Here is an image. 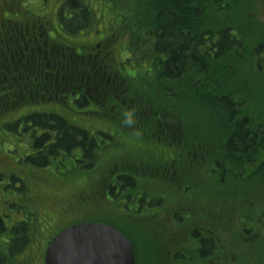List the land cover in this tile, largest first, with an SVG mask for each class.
<instances>
[{"label": "trees", "instance_id": "1", "mask_svg": "<svg viewBox=\"0 0 264 264\" xmlns=\"http://www.w3.org/2000/svg\"><path fill=\"white\" fill-rule=\"evenodd\" d=\"M128 1L7 0L6 4L5 0H0V70L7 66L8 70L13 71L12 60L18 67L15 82L4 81L3 76H0V116L13 113L21 107L41 106L47 103L50 96H55L36 77L41 70H45L42 67L45 61L44 41L39 37L41 31L35 29L36 35L32 33L30 22L40 21L52 30L50 36L53 38L48 40L47 57L57 63L59 54H63L60 51L64 44L60 42L61 37L67 36L73 42L74 37L80 36L81 32L88 37L95 32L91 29V22L94 17H98L97 13L120 10ZM143 1V10L133 12V16L127 20L126 34L117 25L114 28L103 26L102 30V33L109 30L116 40H124L131 60L145 73H140V77L137 75L129 82L127 99L131 106L128 112L133 113L134 124L125 125L124 115L106 123L110 130L115 127L116 132H120L123 147L126 141L130 147L121 148L119 156L106 153L102 147L96 146L95 139L88 132L63 122L53 113H33L21 119L24 133L29 129L26 143L32 153L26 158L31 165L44 168L51 163L55 170L59 167L69 168L60 175L58 172L36 175L28 170H19L20 174L32 178V185L33 181L45 180L41 184L43 192L36 193L35 198L30 197L28 204L34 211H28L32 214L30 217L44 224L47 218H39L41 211H37L41 207V210L50 212L52 217L79 215L78 219L85 218L91 215V208L99 203L104 211L102 216L106 217V209L110 207L105 204L109 202L115 212L114 218H109L114 221L111 225L128 238L135 253L130 233L151 248L150 264H175L164 245L159 247V240H167L170 245L174 238L169 237L168 232L163 233L162 229H154L152 223L149 225L150 222L145 227L139 207L144 205L148 211L149 206L142 203L147 200L158 201L160 198L154 197L153 193L157 190L163 195L166 192V197L173 199V192L161 189L163 185L157 181L161 174H156V164L163 165V162L159 164L158 161L163 160L164 155L158 142L167 146L165 151L168 157L173 140L167 136L170 133L169 124L177 122L182 124L184 137L181 144L186 150L181 155V161L193 173L190 193L198 187L196 176L198 180L201 178L200 185L207 188V184H204L206 173L198 170V166H203L208 159L215 157L216 168L221 175H224V168L229 163L237 166V173L231 175L237 179V186L227 185L222 191L220 202L210 196L206 199L215 207L220 206L224 213H229L235 209L228 204L233 192L237 191V200L234 199L237 201V238L242 242L247 241L250 235L249 240L257 236L263 241L261 251L264 253V102L258 97L253 98L249 90L250 81H241L244 74L251 79L253 75L264 72V23L256 18L260 8L258 0L240 1L244 5H241L238 13L235 8H217L212 0H152L148 6V0ZM108 15L105 14V17ZM115 17L118 19L117 15ZM228 25L232 29L225 28ZM214 33L220 37V44L216 46L215 56H212V49L206 48L204 37H213ZM29 38L33 53L25 49ZM40 44L42 51L38 53L35 47ZM52 46L53 54L50 52ZM75 46L77 44L74 42L70 47ZM238 48H242L240 53ZM244 51L248 52L250 60L240 62L239 57ZM22 58L30 60L32 67ZM7 72L4 75L9 80ZM232 84H237V88ZM61 89L57 100L66 103L70 109L67 99L73 90L64 85ZM208 111L212 116L206 123L201 117H205ZM236 120L237 127L234 124ZM0 123H3L1 128L8 127L13 133L19 131L18 123L11 126L5 125L4 121ZM135 131H140L141 135L136 137L133 134ZM105 133L110 136L111 131ZM161 133L164 136L159 139ZM207 135H214L215 138L207 139ZM142 145L147 146L143 151ZM208 151L209 156L206 155ZM66 162L68 164L64 166ZM117 179L123 186L120 190L115 187ZM137 195L141 196L139 207L131 202V205L123 204L122 208L112 200L121 201L127 197L131 201V196ZM105 197L110 201L106 203ZM248 200L256 203L250 202L249 207ZM131 207H135L134 211H127L131 217L122 214L126 213L124 209ZM120 215L121 219L115 218ZM248 220L256 228L248 226ZM125 226L130 232L123 230ZM35 231L37 228L30 224L29 218L6 228L1 217L0 236L3 240L0 243V264H28L29 260L17 257L29 240L31 243ZM177 238L184 239L185 233ZM205 252L202 249L200 257ZM200 257L198 263L203 264ZM137 259L136 253L135 264H138ZM258 259L264 264V256ZM241 263H244L243 257L237 261V264ZM245 264L250 263L245 260ZM253 264L259 263L254 260Z\"/></svg>", "mask_w": 264, "mask_h": 264}, {"label": "flooded vegetation", "instance_id": "2", "mask_svg": "<svg viewBox=\"0 0 264 264\" xmlns=\"http://www.w3.org/2000/svg\"><path fill=\"white\" fill-rule=\"evenodd\" d=\"M212 2L217 8H235L237 10V0H212ZM4 3L7 4V0H5ZM258 4L262 14H259V12L256 18L264 23V6L260 0H258ZM29 26L34 35H36L35 29L41 31L39 37L41 41H44L43 51L45 61L42 67L45 70H41L36 77H39L42 82H44V86H48L51 93L55 95L53 98L51 96L48 98L46 101L47 104L59 107L58 113L50 108L47 111L41 112V114L53 113L59 116L63 122L71 124L81 131L88 132L90 137L94 139L97 136L100 137V139H106L108 135L105 132L110 131L106 123L130 111L131 103L127 99L130 91L129 82L132 78H136L137 75L140 77L139 70H130L128 66L129 63L127 62L130 56L128 58L127 55L129 51L125 46V49H122L123 41L115 40V35L108 32L109 30L102 33L103 27L96 30L91 34L92 36L89 35L88 37L86 33L81 32V35L79 34L80 37L86 35V38H81L80 41L77 38L74 39V42L77 44L75 47H70L74 42L67 38V36L64 38L61 37L60 42H64V44L60 47V51L63 54L58 53L60 60L56 63L55 60H49L47 57V49L50 44L48 40L53 38L50 36L52 30H49L45 27V24H41L40 21L30 22ZM225 28L232 29L231 25ZM219 39L220 37H217L215 33L213 37L208 35L204 37V44L206 48L212 49V56H215L217 52L216 46L220 44ZM69 40L72 44L69 43ZM28 42L29 44L26 45L25 49L33 53L34 49L33 44H30V38ZM34 43H36V39ZM1 45L2 40L0 42V48ZM36 46L35 49L40 53L42 51V44ZM117 47L121 51L117 50ZM53 49L52 46L50 49L51 54L54 52ZM239 50H242V48L237 49L240 53ZM125 59L126 64L124 66L122 62ZM22 60L27 61V59L24 58H22ZM31 61H33L32 58ZM12 62L13 71L8 70L7 66H3L4 70H0V76H3L2 78L4 81H16L15 77L17 76L18 67L16 62L13 60ZM19 62L21 63V61ZM27 65L32 67V62H30V60L27 61ZM37 66L40 67V64ZM5 72H7L10 78L9 80L5 77ZM29 73L31 74V72ZM143 73L144 71L141 75ZM231 73H233V71ZM40 79L37 78L39 81ZM62 85L73 90L71 96H69L68 99L66 98L67 100L70 99L71 104L67 105H70V109H73V113H71L69 106H66V103L57 100L59 93L62 91ZM232 85L237 88V84ZM37 107L41 106L37 105ZM65 109L70 110L69 114L71 117H66L63 114L65 113ZM82 109L86 111V115H83L85 117L77 119L75 123H72V121L75 120L73 114H77L76 110ZM83 121H87V123ZM92 121L97 122L93 123ZM234 124L237 127V120ZM181 125V123L177 124V122H171L169 124L170 133L167 136L173 138V140L171 147L169 146L168 157L165 151L167 146L158 142L159 148L164 150V155L163 160L158 161L159 164L163 162V165L160 164L157 166L156 164V167H158V169H156V174H161V176L158 175L157 181H159L160 185H163L162 187L159 185L161 189L173 192V199H159L153 206L155 207L154 210H150L149 207L148 211H146V206L144 205L139 207L140 195L131 196V201L127 200V197H123V199L119 201L120 203L116 204L119 206L126 203L131 205L132 202L139 207L141 211L139 214L144 217L142 221L145 227L148 222H150L149 225L152 223L154 229H162L163 233L168 232L170 235L169 237L174 238L170 245L167 243V240H159V247L162 244L164 245L170 259H173L175 264H199L198 257H200L202 249L207 251V253H204V256L201 255L200 257L203 264H237L235 260L232 263L228 261L229 255L237 251V201H235L237 200V193L233 192L231 202L229 201L230 204H228V206L235 207V209L230 210L229 213H224L220 206L215 207L202 196L203 188L200 185L202 183L200 177L198 180V176H196L198 187L194 188L195 191L193 189L190 193L189 190L193 188L190 187L193 183V181L191 182V180H193V173L190 171L191 169L186 168V163L181 161V155L186 153L185 146L181 144L184 137ZM163 136L164 134L161 133L159 139ZM213 137L214 135L206 136L207 139H213ZM146 147V145H142V151L146 149ZM209 154L208 151L206 155L209 156ZM218 155L219 154H216V156ZM198 167V170H204L206 173V184H216L219 188L220 195H222V191L227 185L229 187L237 186V179L231 177V175L237 173V166H232L229 163L224 168V175H221L218 172V168H216L218 166L216 165L215 157H213L212 160L208 159L207 162L203 163V166ZM148 169L150 170L151 168L149 167ZM0 174L3 175L4 172H0ZM117 176L121 177L120 175ZM44 181V179H39L36 182L33 181L34 187L38 189L39 185L44 184ZM168 182L170 185L167 184ZM115 183L117 184V186H115L116 189L120 190V188L123 187L118 179ZM142 184H144V181H142ZM113 185L115 184L113 183ZM34 194L33 192V195ZM114 199L115 198L112 200L116 202ZM107 204L105 205L108 206ZM97 210L96 207L95 212ZM42 212L45 213L44 211ZM1 217L0 214V219ZM184 233V239L177 238ZM194 239L197 241L198 245L192 248ZM238 258L239 257H237V261ZM233 259H236L235 255Z\"/></svg>", "mask_w": 264, "mask_h": 264}, {"label": "rangeland", "instance_id": "3", "mask_svg": "<svg viewBox=\"0 0 264 264\" xmlns=\"http://www.w3.org/2000/svg\"><path fill=\"white\" fill-rule=\"evenodd\" d=\"M242 3L246 2L247 0H240ZM240 1H237V13L240 11L241 8V3ZM143 0H129L127 5L124 8H120L116 9L115 11L112 10L111 12L108 11H101L100 14L97 15L98 17H94L93 18V22L92 23V27L91 29H93V31L102 28L103 26L105 28H114V25L118 26V27H122L124 34L125 33V28L127 27V25L129 24V22H127V20L133 16V12H137V11H141L143 10ZM152 2V0H148L147 6L150 5ZM48 7V6H47ZM49 11V10H48ZM260 12V9L258 8V13ZM258 13L256 14V16L258 15ZM105 14H109L107 17H105ZM259 14H262V12H260ZM115 15L118 16V19L115 17ZM238 18V15H237ZM100 20V21H98ZM102 22V23H101ZM101 23V24H100ZM101 26V27H100ZM92 36V35H91ZM90 36V37H91ZM89 37V38H90ZM125 40H126V44L127 42V38L126 35L124 36ZM78 39L79 41L81 40V38H86V35L84 36H76L74 37V39ZM116 40V39H115ZM95 41V40H93ZM123 50L125 49L124 45L125 42L123 40ZM128 46V44H127ZM117 50L121 51L120 49ZM122 53V52H121ZM129 58V54L127 55ZM125 57V56H124ZM239 59L241 60L240 62H245V61H249L250 60V56L248 55L247 51H244L242 54V57H239ZM123 65L125 66L126 64V59L122 62ZM129 63V67L130 70L136 71L137 67L134 65L135 63L132 60H128ZM121 65V64H120ZM109 68V67H108ZM140 71V73L143 72V69H137ZM240 77V75H239ZM239 77L236 78V81L239 80ZM242 79V80H241ZM241 81H245L246 83H248L250 81V92L254 95L253 98L257 99L260 98L261 101L264 102V72H259L256 75H253V77L251 79H249L248 75L244 74L243 78H241ZM68 104H71L70 99L67 100ZM27 107V106H26ZM52 108V110L56 111L57 113L59 112V107L58 106H52L50 104L47 103H42L41 107H35V108H30L25 110V107H21L19 108L17 111H14L13 113H10L8 115H4V116H0V121H10L5 123V125H14L15 123H18L19 127L22 125V122H20L19 120L24 118L25 116L27 117L30 114L33 113H41L43 111H47L48 109ZM67 108V107H66ZM70 110L65 109V113H63L66 117H71L69 114ZM77 114H73L74 116V121H72V123L77 120V119H81L84 118L86 115V111L84 109L82 110H76ZM71 113H73V111L71 110ZM205 117H201L202 121L205 120L206 123H208V118L209 116H212L211 113L208 111L207 114H204ZM85 123H87V121H83ZM93 123L97 122V121H92ZM90 123V122H89ZM3 123H0V159L3 160L2 163H0V168L1 169H9L8 166H10L11 168V163L15 162L14 165L16 166L15 168L17 170H28L30 172H32L33 174H40L42 171H47L44 168H39V167H33L31 165V163L29 162V160L27 158H25L27 156V154L29 152L25 151L27 150L25 147V143L27 142V138L26 137H21V132L24 133V129H21L18 133H13L11 131H9L8 127L6 128H1V125ZM28 127H31V124L27 125ZM93 126V125H91ZM127 132V131H126ZM29 134V129H27V131L25 132V136H27ZM128 135V133H127ZM120 132H116L115 127H112L111 130V134H110V138L112 139L113 142H115L117 145L113 146L112 144H109V142L107 141V139L102 138L100 139V137H96L95 138V144H97V147H102L103 151L106 153H112V155L114 156H119L118 151L121 148H129L130 147V143H128V141H126V145L123 147V144L121 139H120ZM21 139L23 142H19V140L17 139ZM109 139V140H111ZM121 144V146H120ZM12 154V156H11ZM66 164H68L67 162L64 163V166H66ZM13 167V166H12ZM49 171V173H55L58 172V174H63L62 172L64 170H67L69 168H65L62 169L61 167H59V169L62 170H55V167H46ZM9 177V176H8ZM2 177L0 178V196L3 193V189H4V193L2 195V202L0 203V213L3 214L4 216H6L7 218H9L10 220H5V223L7 224V226L9 228H11L16 221L21 220L24 221V219H28L29 218V222L30 224L34 225V228L36 226L37 228V232L35 231L32 234V240L30 243L27 242V245H25V247L21 250V252L18 254V259H27L29 260L28 264H40V260H41V255H43V251L46 247V244L54 235H56L58 232H60L61 230H63L64 228H66L67 226L71 225L73 222H75L74 217H69V216H64L59 217H52L50 212H46L43 213L41 210V207L39 209H37V211H41L39 214V218H47V220L45 221V225L42 227H39V224L41 223V221L33 222V220L31 219L30 215H32L31 213L33 211V208L31 207L29 203L30 201V197L32 196V192L29 189L28 183L25 180H18V181H14L12 182L14 179L12 178L11 180H8V182H4L1 181ZM168 185L169 182L167 183ZM166 184V185H167ZM206 184V182L204 183ZM33 186V185H32ZM205 186V185H204ZM207 188H203L202 190V196L205 198H208L210 196V198L215 199L216 201H220L221 195L219 193V188L216 184H208L206 185ZM154 197H158L161 200L166 199V195L167 193L165 192L164 195L163 193H161V191L157 190L154 191ZM237 193V191H236ZM16 194V195H15ZM15 200V202H14ZM106 201H110V199L108 197H105ZM0 201H1V197H0ZM117 203H120L117 199H116ZM155 202H157L156 200L150 201H144L142 204H147L150 207V210H154L155 207L154 204ZM250 202H254L253 200H248L247 201V205ZM256 203V202H254ZM14 204V205H13ZM13 205V207H12ZM108 206L110 207V209H106L108 214L106 215V219L107 218H114L113 215H115V212L112 211L111 206L108 204ZM250 207V204H249ZM123 208V207H122ZM135 207H131V210L134 211ZM129 212L130 208L128 209H124V211L126 213H122V214H128L130 216V213H127V211ZM30 211V212H28ZM262 211H264V206L262 207ZM100 212H104L103 210H101ZM102 215H97L94 217H101ZM135 216H137L135 214ZM128 217V216H127ZM131 217V216H130ZM116 219H121L122 215H120L119 217H115ZM129 218V217H128ZM128 218H126L127 220H129ZM15 221V222H14ZM109 224L114 223V221H111L110 219H108ZM248 222L250 224H248V226H252V228H256L255 224L251 221L248 220ZM252 223V225H251ZM13 224V225H12ZM123 224V223H121ZM123 230H125L128 233V229L123 228ZM130 232V231H129ZM37 233V235H36ZM8 235V234H7ZM129 235V234H128ZM130 239L133 242V244H135V249H136V253L138 256V264H150V259H151V248L147 247L146 244L144 242H142L141 239H139L138 236H134L130 233ZM132 236V237H131ZM237 236H238V231H237ZM252 236V235H250ZM250 236H248V238L250 239ZM247 240V241H242L240 242L239 238H237V251L235 253H231L229 255L228 261L229 262H233L234 260L237 263V257L238 261L241 259V257H243L244 259V263L241 264H245V260L250 263L253 264L254 260L257 261V263L261 264V259H258V257H260L261 255L264 256V253L261 251L262 248L261 246L263 245V241L260 240L259 238L257 239V236H255V238H252L253 240ZM2 237L0 236V243L2 241ZM157 244V242H156ZM30 245V246H28ZM197 244V241L194 239L193 241V247H195ZM1 246V245H0ZM31 247H33L32 249H30ZM155 247V245H154ZM153 247V248H154ZM236 256V259H233V256ZM256 255V256H255ZM255 256V257H254ZM257 257V258H256ZM243 261V260H242ZM230 264V263H229ZM233 264V263H232Z\"/></svg>", "mask_w": 264, "mask_h": 264}, {"label": "water", "instance_id": "4", "mask_svg": "<svg viewBox=\"0 0 264 264\" xmlns=\"http://www.w3.org/2000/svg\"><path fill=\"white\" fill-rule=\"evenodd\" d=\"M44 264H134V252L127 238L110 226L77 224L51 240Z\"/></svg>", "mask_w": 264, "mask_h": 264}, {"label": "clouds", "instance_id": "5", "mask_svg": "<svg viewBox=\"0 0 264 264\" xmlns=\"http://www.w3.org/2000/svg\"><path fill=\"white\" fill-rule=\"evenodd\" d=\"M125 119L123 121V123L127 126H131L134 124V119H133V113L132 112H125L124 113ZM136 137H139L141 135L140 131H135L133 133Z\"/></svg>", "mask_w": 264, "mask_h": 264}]
</instances>
